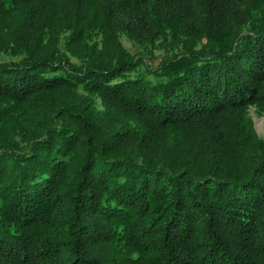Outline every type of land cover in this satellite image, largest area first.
I'll list each match as a JSON object with an SVG mask.
<instances>
[{"label": "trees", "instance_id": "16d2710c", "mask_svg": "<svg viewBox=\"0 0 264 264\" xmlns=\"http://www.w3.org/2000/svg\"><path fill=\"white\" fill-rule=\"evenodd\" d=\"M252 106L264 0H0V264H264Z\"/></svg>", "mask_w": 264, "mask_h": 264}, {"label": "rangeland", "instance_id": "374dc122", "mask_svg": "<svg viewBox=\"0 0 264 264\" xmlns=\"http://www.w3.org/2000/svg\"><path fill=\"white\" fill-rule=\"evenodd\" d=\"M126 45L129 46V44L127 43L126 40H124ZM250 116L253 120L255 129L257 131V133L261 136H264V115L263 114H259L256 112L255 107H251L250 108Z\"/></svg>", "mask_w": 264, "mask_h": 264}]
</instances>
